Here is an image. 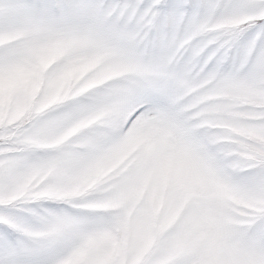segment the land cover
I'll return each mask as SVG.
<instances>
[{
	"label": "snow or ice",
	"instance_id": "1",
	"mask_svg": "<svg viewBox=\"0 0 264 264\" xmlns=\"http://www.w3.org/2000/svg\"><path fill=\"white\" fill-rule=\"evenodd\" d=\"M0 264H264V0H0Z\"/></svg>",
	"mask_w": 264,
	"mask_h": 264
}]
</instances>
